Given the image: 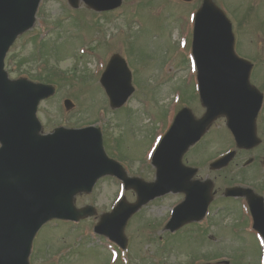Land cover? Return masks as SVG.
I'll return each mask as SVG.
<instances>
[{
    "label": "rangeland",
    "instance_id": "1",
    "mask_svg": "<svg viewBox=\"0 0 264 264\" xmlns=\"http://www.w3.org/2000/svg\"><path fill=\"white\" fill-rule=\"evenodd\" d=\"M199 2L200 0H193L187 5H182L177 0H122L121 6L114 11L97 14L86 9L82 2L78 9L72 10L73 8L66 0H41L38 7L41 12L39 16L37 14L32 31L19 37L8 52V55L13 56L10 63L22 62L17 69L18 73L39 72L44 65V59L38 55L39 41H44L40 51L42 49L44 56L50 58L47 59L49 66L75 71L78 75H87L89 80H93L92 76L94 78L90 84L88 79H83L81 82L72 79L69 82L62 81L61 85L57 86L54 96L43 101L39 106L38 115L44 124V130H51L58 125L74 126L93 123L96 126H102L109 123L114 114L122 123L123 130L117 134L106 132L104 146L107 153L110 145L117 149L111 151L113 156L108 153L111 157L117 159L115 156L117 152L124 156L122 159L124 162L120 161V163L129 176L146 181L154 180L155 169L149 161L154 145L163 134L162 123L155 120V113L164 110L167 112L166 121L171 120L176 112L174 106L178 104L175 100L177 94L172 95L168 91L170 83L163 77L169 71L168 64L163 66V63L172 55L180 64V68L186 72L180 87L181 90L189 92V94L184 92V97L188 98L191 95L194 100L196 99L195 77L189 73L191 38L188 27H191L192 23L188 19L190 12L192 14L195 12ZM220 2L224 8L231 6L232 10H236L249 27L260 28L257 33L246 24L238 23L236 26L238 38L244 44L237 43L235 51L237 54L249 52L250 60L256 61L253 67L256 72L255 83L261 84L260 77L263 76L262 80H264V0H220ZM143 3L144 5H141ZM175 16L183 21L182 26ZM230 16L236 22V17ZM99 22L100 25L89 28L90 25L99 24ZM183 33L186 34L181 45L172 44L171 38L179 40ZM35 34L38 35L37 40H32ZM249 40L250 43L247 45ZM113 53H119L125 58L131 69L134 85L139 78L142 88L149 90L150 88L146 86L147 77L158 74L156 79L154 75L149 82L151 88H155L157 81L163 80L159 84L156 96L157 105L149 100L142 101L141 91L135 90L128 102L124 104L125 107L117 109L114 113L108 108L107 118L102 117L103 112L96 110L99 103L91 109L92 97L101 100L103 108L107 107L106 98L98 86L97 77L103 69V60ZM139 55L140 59H138ZM70 58L79 62L75 65ZM170 71V74L175 77L182 75V72L175 67ZM16 75L18 74L10 72V76ZM65 98H70L74 102V107L70 111H65L63 107L62 101ZM197 104V101L192 103L190 108L199 114L196 110ZM85 106L91 110L88 111L84 108ZM131 114H135L131 122L146 129L132 130L127 118ZM137 117L140 119L138 123ZM213 125L214 128L204 136V140L201 139L186 158L184 157V162L188 165L193 164L192 166L197 168L200 166L198 173L200 178L213 179L216 187L219 185L224 187L234 166L225 172H212L209 164L206 165V163L231 148L232 143L230 137L227 139L223 134L221 135L225 140L215 137V130L226 132L224 119H219ZM261 126L264 127L263 116ZM112 128L117 129L113 119L108 126V129ZM241 154V156L245 155ZM121 197L128 202H133L136 195L133 190L124 189L121 181L115 177L106 176L98 180L91 193L79 195L76 199L77 206L94 205L96 215L78 222L51 220L44 224L33 239L30 264H204L207 261L218 264L222 260H227L230 264H237L239 260L240 263L244 262L245 254L239 255V258L235 255L237 243L226 241L225 238L233 240L237 235L239 238L246 235L248 231L246 220L239 224L237 234L233 226L231 230L228 229L231 218L228 219L226 215L225 220L228 224L222 221L219 223L225 238L220 237L213 245L209 233L214 232L216 227L214 225L206 228V226L189 224L173 233H167L164 221L167 219L168 208L165 205L167 202L174 203L171 202L170 195L169 201L164 197L153 203L150 201L141 208L140 212L130 218L125 229L128 241L126 250L113 247L105 238L96 235L92 228L99 215L110 211ZM173 201H177V197ZM220 242L223 246L217 247ZM261 242L260 236L256 235L251 228L249 234L243 238L244 247L242 245L238 248L243 247L251 257L249 262L245 259V264L258 263V259L254 258L259 254Z\"/></svg>",
    "mask_w": 264,
    "mask_h": 264
},
{
    "label": "water",
    "instance_id": "2",
    "mask_svg": "<svg viewBox=\"0 0 264 264\" xmlns=\"http://www.w3.org/2000/svg\"><path fill=\"white\" fill-rule=\"evenodd\" d=\"M76 7L79 0H68ZM96 10L113 9L121 0H83ZM39 0H0V264H28L33 236L39 227L53 217L74 219L91 214L90 208L77 211L73 196L90 191L96 179L113 174L138 191V201H124L111 214L104 215L95 227L124 246L123 228L129 216L140 205L167 191L184 190L187 201L194 205L193 192L205 187L190 182L195 169L182 165L188 147L204 133L209 123L220 114L228 117L239 146L254 140V118L261 95L248 84L250 64L233 53L229 22L209 0L196 17L194 53L199 67L201 98L207 107L204 116L195 120L188 110L181 111L163 138L153 162L157 181L129 182L121 166L103 152L101 134L89 127L80 130L58 129L41 136L35 119L38 101L51 94L52 87L26 80L10 81L3 71V58L16 36L35 21ZM114 106L122 104L132 92L124 61L114 56L103 77ZM124 82L125 88L120 92ZM234 155L230 152L212 166L225 165ZM167 225L176 229L182 222Z\"/></svg>",
    "mask_w": 264,
    "mask_h": 264
},
{
    "label": "flooded vegetation",
    "instance_id": "3",
    "mask_svg": "<svg viewBox=\"0 0 264 264\" xmlns=\"http://www.w3.org/2000/svg\"><path fill=\"white\" fill-rule=\"evenodd\" d=\"M255 149L256 148H253V150ZM262 153H263L262 156L256 155L255 157H252L253 162L251 163L250 169L248 170V178L250 181L254 180L256 182L257 186L255 185V189L258 192V194L262 196V199L264 201V182L260 179H256L262 174V170H263V169H260V165L262 166V160L264 159V149Z\"/></svg>",
    "mask_w": 264,
    "mask_h": 264
}]
</instances>
